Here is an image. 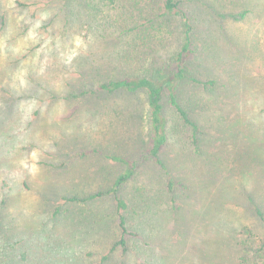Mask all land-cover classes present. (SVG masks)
Here are the masks:
<instances>
[{"label":"rangeland","instance_id":"1","mask_svg":"<svg viewBox=\"0 0 264 264\" xmlns=\"http://www.w3.org/2000/svg\"><path fill=\"white\" fill-rule=\"evenodd\" d=\"M63 1L18 0L22 12L33 6L30 21L42 14L45 19L21 53L9 50L11 42L0 45V264H264V247L258 246L264 225L248 200L251 195L264 212V0H224L227 16L222 20V11H211L202 23L211 29L205 36L214 39L215 56L194 73L216 82L209 94L200 90L198 102L183 104L200 128L202 154L194 150L190 127L172 116L165 156L175 177L174 201L163 188V171L142 164L121 190L137 210L128 215L125 252L112 249L117 226L111 194L84 203L66 198L110 190L124 167L98 152L132 155L140 149L132 142L147 132L146 96L117 93L102 103L67 95L80 79L75 63L80 56L102 64L106 79L123 75L113 66L104 70L112 48L96 25L115 13V2L133 0H92L99 9L95 20L93 10L82 8L80 20L67 24ZM240 2L251 12L231 18L248 8H239ZM29 26L20 33L26 35ZM5 29L6 14L0 12V33ZM159 35L142 49L144 58L162 61L177 49L176 31ZM93 76V83L99 80L96 72ZM166 112L171 115V109ZM124 113H133L132 120L123 119ZM76 128L81 137L74 146L68 138ZM258 155L263 159L253 160ZM150 195L159 210L144 224L147 215L140 211ZM103 218L105 226L90 225ZM245 237L256 243H244Z\"/></svg>","mask_w":264,"mask_h":264},{"label":"trees","instance_id":"2","mask_svg":"<svg viewBox=\"0 0 264 264\" xmlns=\"http://www.w3.org/2000/svg\"><path fill=\"white\" fill-rule=\"evenodd\" d=\"M113 1L109 0L110 3H113ZM223 1L160 0L159 2V0H133L128 5L127 3L115 2L113 7L115 13L113 14L110 11L107 16H102L101 20L97 19L98 24L96 27L101 28V35L106 38V48L110 46L112 48L107 55V57H112L109 61H105L104 70L107 71L108 66H113L123 75L106 79L105 75H101L102 64L98 63L97 66V63L89 61V55L75 59L77 69L80 70L78 71L80 79L71 84L74 86H69L71 91L67 95L68 98L73 100L96 99L106 103L107 100L103 97H107V95L114 96L117 93L132 92L144 93L147 99V132L145 138L132 140L133 144L134 142L140 144L138 146L140 149L138 151L134 150L132 155L130 153H115L111 151L98 152L103 159L120 163L124 167L112 181L110 190H99L84 197L71 196L66 198L67 202L84 203L105 194H111L117 226V235L112 243V249L119 248L124 252L127 249L128 239L131 234L128 227V215L132 210L134 212L137 210L136 207H131L130 200L122 195L121 190L134 179L137 169L142 164L149 163L163 171V176L165 175L163 188L169 197L172 196V201H174L172 188L175 177L170 176L171 163L165 156L166 148L169 147V142H172V116L177 117L181 123L190 127L191 143L194 146V150L198 156L202 154L199 150V148L201 149L199 145L201 143L199 138L200 128L191 118L190 109L187 110L183 104L189 102L193 104V100L198 102L200 90L209 94L215 85L216 80L213 77L207 75L202 80L198 77L199 75H195L194 68L214 59V39L211 36H205L208 33V29H211L210 27L202 28V23L204 22L206 25L208 13L211 11H222V20L227 16ZM237 1L239 2V0ZM91 2L92 0H64L62 8H66L64 14L66 18L63 23L67 24L70 20H80L82 8L88 11L93 10V18L91 19L95 20L94 18H97L99 9L91 5ZM237 6H240L239 8L247 6L248 8L242 10L240 14L230 13L231 18L238 20L239 17L244 16L249 11L251 12L247 2H240ZM93 27L95 26L93 25ZM174 31L179 35L180 42L177 49L169 57L162 61L154 62L148 60V57L144 58L142 56L143 48H148L152 41L161 39L163 35L159 34H164L165 32L170 34L174 33ZM107 37L110 39H107ZM89 47H93V45ZM55 62L57 63L58 61L55 60ZM193 62H196V64H193ZM93 72H96V79H99L94 83L92 82ZM238 78L239 76L237 75L236 80ZM225 83L223 82L224 90L226 89ZM187 86H190L188 95H192H186ZM103 108L104 106L98 107V109L94 110V113L101 112ZM115 109L118 112V108L115 107ZM167 109H171V115L166 112ZM132 116H134L133 113H124L123 119L132 120ZM71 133L73 134L69 136L68 144L75 146V144H78V137L81 136L78 128ZM116 145L119 146V143ZM240 148L238 146V149ZM240 154L239 157L241 159L244 154ZM80 155L85 156L87 154ZM262 159V155L253 157V160L260 161ZM184 182L186 181L183 179L182 183L186 187L187 185ZM236 187H240L244 192V187L240 184H237ZM154 198L155 196L150 195L141 207L140 214L142 217L147 215V218L142 221L144 224L149 222L148 214L155 215L159 210V205L156 204L157 202ZM248 200L253 205L260 222L264 225L263 207L261 208L251 195L248 196ZM167 205L169 207V204ZM180 220L183 228H186L187 221L182 217ZM96 221H100V224L102 221L104 226L107 224V219L103 218L92 221L90 225ZM246 230L249 231L248 229ZM242 232H245V230H242ZM243 242L255 244L256 238L245 237ZM258 246L260 248L264 247V239H261ZM103 258H107V255L103 256ZM253 264L260 263L255 262Z\"/></svg>","mask_w":264,"mask_h":264},{"label":"clouds","instance_id":"3","mask_svg":"<svg viewBox=\"0 0 264 264\" xmlns=\"http://www.w3.org/2000/svg\"><path fill=\"white\" fill-rule=\"evenodd\" d=\"M19 2L24 4L26 0ZM32 7L29 5L28 10L22 12L18 7V0H0V12L6 14V29L0 33V45L11 42L9 50L13 53H21L27 47V42L33 39L35 30L40 27V20L45 19V15L42 14L34 23L30 21L28 16ZM23 25H30L26 35L20 33Z\"/></svg>","mask_w":264,"mask_h":264}]
</instances>
